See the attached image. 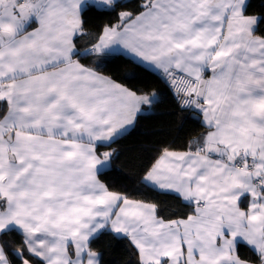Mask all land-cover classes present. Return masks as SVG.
<instances>
[{
    "label": "snow or ice",
    "instance_id": "6c2138e0",
    "mask_svg": "<svg viewBox=\"0 0 264 264\" xmlns=\"http://www.w3.org/2000/svg\"><path fill=\"white\" fill-rule=\"evenodd\" d=\"M0 264H264V0H0Z\"/></svg>",
    "mask_w": 264,
    "mask_h": 264
},
{
    "label": "trees",
    "instance_id": "16d2710c",
    "mask_svg": "<svg viewBox=\"0 0 264 264\" xmlns=\"http://www.w3.org/2000/svg\"><path fill=\"white\" fill-rule=\"evenodd\" d=\"M259 3V0H256ZM108 68H117L122 71H135L139 76L143 72L127 62L124 57L118 56L108 65ZM174 109V105H166L161 108V115L141 121L138 129L127 138L121 139L112 147L118 148L121 155L114 162V169L104 177L109 183L127 191H133L140 186L137 183L138 164L146 153L141 149L158 140L183 139L189 130L194 127L191 122H186L183 129L178 128V117L169 116L167 113ZM104 150V149H102ZM119 169V170H117ZM148 191V190H144ZM150 194V193H149ZM116 261L127 258L124 249H119L114 257Z\"/></svg>",
    "mask_w": 264,
    "mask_h": 264
}]
</instances>
